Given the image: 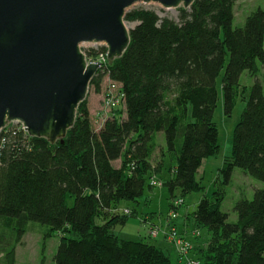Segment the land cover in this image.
Returning <instances> with one entry per match:
<instances>
[{"label":"trees","instance_id":"obj_1","mask_svg":"<svg viewBox=\"0 0 264 264\" xmlns=\"http://www.w3.org/2000/svg\"><path fill=\"white\" fill-rule=\"evenodd\" d=\"M236 3L195 0L189 9L178 8V19L151 7L129 9L125 20L136 23L129 48L91 79L98 93L108 76L124 94L100 129L86 99L63 142L52 144L16 128L5 134L0 150V227L9 232L4 243L10 244L5 264H15V245L30 222L62 235L55 264H188L180 257L172 261L151 237L125 239L113 229L136 214H125L118 205L152 190L151 175L164 168L162 158L153 164L159 132L165 134L166 151L177 153L176 166L163 179L170 197L176 190L183 196L205 190L197 173L204 160L220 153L213 117L222 71L229 116L237 98L248 92L240 84L243 72L256 77L234 127L232 155L221 169L224 182L235 168L264 182V86L257 78L264 69V8L235 28ZM180 127L183 143L177 149ZM115 160L120 168L112 165ZM254 193L235 202L236 223L222 209L223 189L202 197L190 214L195 228L211 234L197 250L200 264H264V187Z\"/></svg>","mask_w":264,"mask_h":264},{"label":"water","instance_id":"obj_2","mask_svg":"<svg viewBox=\"0 0 264 264\" xmlns=\"http://www.w3.org/2000/svg\"><path fill=\"white\" fill-rule=\"evenodd\" d=\"M194 2L0 0V132L18 121L30 137L63 142L100 66L88 62L80 45L105 43L111 64L129 48L131 7L189 9Z\"/></svg>","mask_w":264,"mask_h":264},{"label":"rangeland","instance_id":"obj_3","mask_svg":"<svg viewBox=\"0 0 264 264\" xmlns=\"http://www.w3.org/2000/svg\"><path fill=\"white\" fill-rule=\"evenodd\" d=\"M140 6H144L147 8H153L157 11L160 16L164 17H173L178 19L179 10L178 9H164L162 6L157 4L146 5L143 3H138L131 7L139 8ZM259 7L264 8V0H237L235 5V20L233 26L235 28L241 27L245 24L247 16L252 11L259 9ZM132 24V23H131ZM135 24V23H133ZM221 75L218 77L216 85L218 87V96L219 100L216 105V110L214 113V121L218 125L219 131V143H220V153L216 156H212L209 158L206 164L201 168L200 172L197 174V179L202 182V185L205 186V190L202 192L192 191L189 194L182 195L179 190L175 191L174 198L170 197V193L167 187L161 186L154 187L150 190L148 187L142 197H139V200H123L118 208L122 210H130L136 211V214L133 216H129L126 219L125 223H117L114 232H117L121 237L127 239L137 240L138 238H152V242L158 244V241L155 239L159 238L161 235L164 236V239L168 242V244L173 247L166 248L163 247L165 252H167L172 261L177 260L176 249L173 241H170L168 236L170 233L169 225L165 224L166 217L172 210L171 206L175 200H179L182 198L183 203L179 208H176L178 211V219H182L184 215L188 213H192L197 207V204L202 200L204 195L211 196L214 190L223 189L225 191L226 197L224 202L222 203L223 211L228 213L229 222L236 223L238 220L237 213L234 211L235 202L240 198H248L252 199L254 197V192L257 188H263L264 182L255 179L252 176L246 174L239 168L234 169V174L232 175L230 181L225 183V174L221 172V169L224 164V160L226 157H230L232 155V145H233V133L235 130V125L240 121L241 114L246 107L247 99L249 98V89L252 87L254 82L256 81V77H251L247 71H244L240 78L241 86H245L248 89V92L245 93L244 97L241 94L235 103V107L231 113V115H227L225 111V96L223 95V89L221 85V79L223 76V71L220 73ZM264 86V69H262L257 77ZM108 80L104 78V81L101 86V91L98 93L95 89L90 86L89 94H88V102L90 103V113L93 116V124L95 128L100 126V122L98 120L97 114L101 112L103 108V97L105 92V87L107 86ZM97 112V114H96ZM97 120V121H96ZM179 134L177 136V149L182 145V131L181 127L179 130ZM160 147L161 145L164 148L158 147L153 156V164L155 165L157 161L161 158L164 160V168L161 173L156 176L159 177V181L167 180L169 175V169L171 167L176 166V156L177 153L166 151V142H165V134L161 132V135L157 139ZM160 149H164L162 153ZM162 156V157H161ZM204 171V173H202ZM164 179V180H163ZM162 182V183H163ZM150 197V199H148ZM69 205L71 206L74 201L72 199L68 200ZM171 202V206H170ZM149 217L150 220L153 221L154 224H150L149 221L145 225L142 222L143 218ZM98 223H102L100 219H97ZM28 231L22 236V239L18 241L15 245V264H41L44 261V264H55L54 255L57 252L58 245L61 239V234L57 231H52L49 235L50 228L47 225L30 222L28 224ZM157 225L161 232L157 236H153L152 227ZM202 231V239L207 240V244L210 241V232L208 228L203 227L200 228ZM8 231L3 233L2 227H0V264H5L3 261L5 252L7 249H10L9 243H4L9 237ZM181 237L183 235H180ZM184 237V236H183ZM185 238V237H184ZM186 239V238H185ZM190 241V240H189ZM192 244L193 242L190 241ZM191 251L190 253H192ZM189 253V254H190ZM187 255V257L189 256ZM189 258V257H188ZM195 259V258H194Z\"/></svg>","mask_w":264,"mask_h":264},{"label":"built area","instance_id":"obj_4","mask_svg":"<svg viewBox=\"0 0 264 264\" xmlns=\"http://www.w3.org/2000/svg\"><path fill=\"white\" fill-rule=\"evenodd\" d=\"M80 47L83 53L85 54L89 63L100 62L99 71L101 70L105 71L106 67H108V64H109L108 57H107L108 46H106L105 43L99 42V43L94 44V43L85 42L84 44H81ZM92 49L96 52L95 54L90 53ZM104 78L108 80V83L104 89L105 90L104 97H103L104 105H103L101 112H99V116H98V120L101 121L100 122L101 124L97 129H100V127L104 124V121L109 116H111L112 111L116 109L117 107L121 106L122 102H124L123 100L124 94L122 90H120L121 85L118 82L108 78V76H105ZM13 128H16L17 130H22V131L24 130L25 133L29 135L24 125H22L18 121H13L11 124L4 127V129H1L0 150L2 148L3 143L6 141L5 134L12 131ZM149 182L152 187H158V186L162 187V184H163L162 183L163 181H159V177L156 176V174L151 175ZM182 203H183L182 198H180L179 200H175L171 206L172 210L166 217L165 224L169 225V230H170L168 238L170 241H173L176 252L182 261L184 260L188 264H200V262L197 259H191L187 257V255L191 251H193L194 244H192L189 240L185 239L183 236L181 237L176 227V221L178 220V215H179L176 208H179ZM124 212L125 214L126 213L129 214L130 210L126 209ZM152 229H153L152 230L153 236H157L161 232V229L157 225L153 226Z\"/></svg>","mask_w":264,"mask_h":264},{"label":"crops","instance_id":"obj_5","mask_svg":"<svg viewBox=\"0 0 264 264\" xmlns=\"http://www.w3.org/2000/svg\"><path fill=\"white\" fill-rule=\"evenodd\" d=\"M89 106H90V103H89ZM96 114H97V112H96ZM97 116H99V113L97 114ZM91 117L93 118L92 115H91ZM160 135H161V132L158 133L157 139L159 138ZM157 143H159V142H157ZM161 146L164 148L163 145H161ZM159 147H160V145H159ZM208 160L209 159H206L203 161V165L201 166V168L204 166V164L207 163ZM120 164H121L120 160H115L112 163V165L117 167V168L121 167ZM201 168L198 170V172H200ZM202 173H204V171H202ZM154 174H156V173H154ZM148 199H150V197H148ZM190 214L191 213L184 215L181 220L178 219L176 221V227H177V230H178L180 235H183L187 240H190L193 242L194 249H193V252L190 253L188 257L191 259H194V258H196V253L198 252L197 250L204 248L207 244L208 239L207 240L205 238H204V240L202 239L203 238L202 237V231H201V229L194 227L193 219L190 218ZM144 221H146V224L148 223V221L150 224H154L153 221L149 219V217L143 218L142 222H144ZM144 225H145V222H144ZM155 241H158L159 246H163L166 248H170V249L172 248L173 249V247H171L168 244V242L164 239L163 235H161L159 238L155 239ZM176 255H177V259H178L179 256H178L177 252H176Z\"/></svg>","mask_w":264,"mask_h":264},{"label":"bare ground","instance_id":"obj_6","mask_svg":"<svg viewBox=\"0 0 264 264\" xmlns=\"http://www.w3.org/2000/svg\"><path fill=\"white\" fill-rule=\"evenodd\" d=\"M131 26V24L130 23H128V27H130Z\"/></svg>","mask_w":264,"mask_h":264}]
</instances>
